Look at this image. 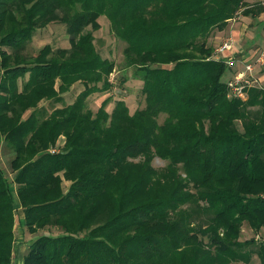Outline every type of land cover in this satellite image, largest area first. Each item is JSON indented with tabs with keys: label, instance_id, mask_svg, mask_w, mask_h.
Instances as JSON below:
<instances>
[{
	"label": "trees",
	"instance_id": "16d2710c",
	"mask_svg": "<svg viewBox=\"0 0 264 264\" xmlns=\"http://www.w3.org/2000/svg\"><path fill=\"white\" fill-rule=\"evenodd\" d=\"M245 6L0 0V145L15 174L0 159V264H15L19 207L34 234L24 264H264V88L229 97V66L210 45ZM101 16L125 42L121 66L98 51ZM54 22L70 47L31 54ZM118 67L122 82L129 70L143 82L145 105L118 99L108 111L107 97L93 111L88 98L113 88ZM42 101L64 104L48 112Z\"/></svg>",
	"mask_w": 264,
	"mask_h": 264
},
{
	"label": "rangeland",
	"instance_id": "374dc122",
	"mask_svg": "<svg viewBox=\"0 0 264 264\" xmlns=\"http://www.w3.org/2000/svg\"><path fill=\"white\" fill-rule=\"evenodd\" d=\"M243 8L240 10L233 18V20L243 13ZM101 23V28L95 31V43L98 48V51L105 58H110L116 61L118 66L122 65V61L124 58L123 49L125 47V42L118 39L114 32L111 29L110 22L106 16H101L99 19ZM226 33L223 31H218L216 35L210 39V45H213L214 52L211 58H214V54L216 49L223 42ZM46 44H51L54 48H68L70 47L69 35L67 34L66 25L60 22H54L49 24L47 27L39 29L35 32L33 40L29 43L28 50L31 54H38L39 50L45 46ZM6 50H10L9 48H5ZM125 71H121L119 67L116 71L111 75L112 81L115 83L113 88L110 89L106 93H94L88 98V105L93 111H97V109L101 106L102 102L107 99V97L112 100L107 106L108 111H111L114 107V102L118 99H123L127 102L130 107V110L133 111L137 107H142L145 105L143 95L141 94V88L143 82L140 80H136L132 77L131 71L129 70L126 74L128 76L127 81L122 82L124 78ZM84 89V85L80 82L74 84L71 90L64 94L65 103H72L76 96ZM248 97V96H247ZM64 103H54L51 101H42L40 103V107H45L48 112L53 110L55 107H61ZM29 111L25 114V116L29 115ZM64 145V138H60L57 142L56 149H62ZM14 157L13 152H11L8 147L4 144L0 145V159L2 161V167L6 170V174L12 178L14 177V173L11 168V159ZM153 165L156 168H163L166 166V161L156 157L153 161ZM70 182L64 181V188L67 189L69 187ZM19 214V213H18ZM18 224L16 226V242L19 243L20 247L27 252L29 248V244L34 236L24 225V223L19 222L18 215ZM54 234L58 233L59 230L56 228L52 229ZM253 236V232L250 231L247 227L244 228L243 231V239H247ZM260 237L264 238L263 233L260 234ZM14 263L18 264V257L14 255ZM251 264H259V259L256 258Z\"/></svg>",
	"mask_w": 264,
	"mask_h": 264
},
{
	"label": "crops",
	"instance_id": "0c3cea01",
	"mask_svg": "<svg viewBox=\"0 0 264 264\" xmlns=\"http://www.w3.org/2000/svg\"><path fill=\"white\" fill-rule=\"evenodd\" d=\"M245 9L252 10L250 13H241L235 21H231L224 33L232 39V47L225 54V57L233 56L237 62L234 66L229 67L227 75H231V71L235 72L243 68L244 62L255 60L256 56L264 50V0H245ZM256 74L261 78L264 84V67L257 66ZM226 75V76H227ZM19 213V214H18ZM24 222L25 212L19 207L16 213V224L14 226L16 235V226L18 222ZM264 235V228L262 230ZM30 246V244H29ZM25 250L22 249L18 242L14 243V255L18 257V264H24ZM257 258V257H256ZM255 258V259H256Z\"/></svg>",
	"mask_w": 264,
	"mask_h": 264
},
{
	"label": "built area",
	"instance_id": "2783aa9c",
	"mask_svg": "<svg viewBox=\"0 0 264 264\" xmlns=\"http://www.w3.org/2000/svg\"><path fill=\"white\" fill-rule=\"evenodd\" d=\"M237 16L233 21H235ZM232 47V39L227 37L216 49L214 59L224 61L229 67L234 66L237 62L233 56L225 57V54ZM264 67V50H262L253 61L244 62L243 68L237 70L234 74L227 75V86L229 89V97L244 99L248 96L251 88H264L261 78L256 74L257 66ZM56 148L51 149L55 152Z\"/></svg>",
	"mask_w": 264,
	"mask_h": 264
}]
</instances>
